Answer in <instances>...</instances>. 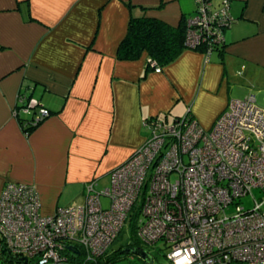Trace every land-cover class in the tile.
I'll list each match as a JSON object with an SVG mask.
<instances>
[{"label":"crops","instance_id":"obj_1","mask_svg":"<svg viewBox=\"0 0 264 264\" xmlns=\"http://www.w3.org/2000/svg\"><path fill=\"white\" fill-rule=\"evenodd\" d=\"M195 10V0H0V192L30 185L40 214L52 215L83 203L87 183L110 179L144 143V121L189 113L210 129L238 100L234 85L257 105L264 0H230L222 54L187 49L161 73H146V53L117 60L132 17L177 27ZM29 102L36 110L19 111ZM41 107L51 114L27 135L23 124Z\"/></svg>","mask_w":264,"mask_h":264},{"label":"built area","instance_id":"obj_2","mask_svg":"<svg viewBox=\"0 0 264 264\" xmlns=\"http://www.w3.org/2000/svg\"><path fill=\"white\" fill-rule=\"evenodd\" d=\"M195 4V15L185 23V45L190 50L204 46V54L211 55L233 23L230 0L218 9L213 0ZM34 109L29 102L19 111ZM48 114L39 108L32 125ZM143 128L144 143L110 172V185L98 190L96 181L87 183L79 206L43 216L34 187L5 183L0 192L2 260L109 264V248L132 214L135 237L147 246L164 243L169 264H264V199H254L251 209L238 203L253 188H264V110L255 97L230 101L210 129L191 116L172 123L149 119ZM101 198L109 200L108 209ZM149 255L153 264L155 257Z\"/></svg>","mask_w":264,"mask_h":264},{"label":"trees","instance_id":"obj_3","mask_svg":"<svg viewBox=\"0 0 264 264\" xmlns=\"http://www.w3.org/2000/svg\"><path fill=\"white\" fill-rule=\"evenodd\" d=\"M185 23L186 21L184 20L179 26L171 27L156 18L146 16L139 18L132 17L129 21L126 35L118 46L116 55L117 60L135 61L138 60L143 53H146L148 56L146 73L154 71L156 67H160L161 69L166 67L174 62L183 51L188 49L184 41L186 32ZM229 28L224 31V35ZM224 47L225 41L215 46L212 51L222 54ZM193 51L204 54L206 49L204 46H200ZM48 113L49 116L51 113L49 111ZM185 116H190V114L187 113ZM32 121L33 119L26 122L25 125L23 124V130L27 135L41 123L39 122L36 125H32ZM126 222L131 229V242L125 245V247L112 251V253L108 252L106 259L109 264L124 259L126 255L122 253V250L126 247L146 249L143 243L135 237L134 218L132 214L128 217Z\"/></svg>","mask_w":264,"mask_h":264},{"label":"rangeland","instance_id":"obj_4","mask_svg":"<svg viewBox=\"0 0 264 264\" xmlns=\"http://www.w3.org/2000/svg\"><path fill=\"white\" fill-rule=\"evenodd\" d=\"M222 1L223 0H220V3ZM219 7H220V5H219ZM258 90H260V92H254L256 95V99H257V106L260 109L264 110V84L261 88L259 86ZM232 92H233L232 97L234 99L242 100L243 97L247 94L248 90L246 92L245 88L234 85L232 87ZM105 182H104V184H100V186H96V188L98 190H102L103 188H106L110 185V179L105 180ZM254 199H256L258 201H262L264 199V188L263 189L253 188L251 190L250 194L241 198V200L238 203L240 206H242L246 209H251L252 206L254 205ZM81 203H82V201L74 203L73 206H79V205H81ZM101 204H102L104 209H108L110 202L107 198H101ZM233 211H234V207L231 206L230 211H228V212L232 213ZM130 234H131V229L126 224L122 233L118 236V238L115 240V242L111 245L108 252L112 253V251L118 250L121 247H125V245L129 244L131 242V239H130L131 235ZM143 246L146 247L147 252H149L150 254L153 255V257H155V262L153 264H169L164 258V255L168 251L167 246H165L164 243L157 242L155 245L147 246V245L143 244ZM0 264H7L2 260L1 256H0ZM113 264H146V263L135 255H126L124 259L119 260Z\"/></svg>","mask_w":264,"mask_h":264},{"label":"water","instance_id":"obj_5","mask_svg":"<svg viewBox=\"0 0 264 264\" xmlns=\"http://www.w3.org/2000/svg\"><path fill=\"white\" fill-rule=\"evenodd\" d=\"M122 253L125 255H135L142 261H144L146 264H152L153 262L149 253L142 248L126 247L122 250ZM3 254L6 255V252L4 251Z\"/></svg>","mask_w":264,"mask_h":264}]
</instances>
